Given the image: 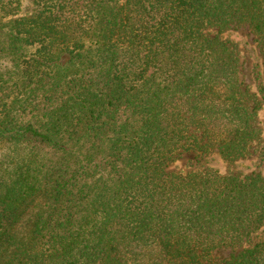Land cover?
<instances>
[{
  "label": "trees",
  "instance_id": "1",
  "mask_svg": "<svg viewBox=\"0 0 264 264\" xmlns=\"http://www.w3.org/2000/svg\"><path fill=\"white\" fill-rule=\"evenodd\" d=\"M25 1L0 0V264H264V0Z\"/></svg>",
  "mask_w": 264,
  "mask_h": 264
},
{
  "label": "rangeland",
  "instance_id": "2",
  "mask_svg": "<svg viewBox=\"0 0 264 264\" xmlns=\"http://www.w3.org/2000/svg\"><path fill=\"white\" fill-rule=\"evenodd\" d=\"M24 4L26 7H29L31 5V0L25 1ZM247 34L248 33L244 29L238 31V33H236V41L243 43V40H245L250 44L253 41V36L247 37ZM240 52H241L240 53L241 75L242 76L244 75V80H245L244 82H245V84H248L250 82L249 71L251 68V59L248 56V53L244 49V47L240 46ZM3 63L5 66H9V62L7 59L6 60L3 59ZM263 121H264V111L256 118L253 125L257 129H259V128L261 129ZM261 142H263V140L260 141V139H258L255 142L256 145H254V147L250 148V150L248 152V156L244 160L245 166L249 167V166H251V163H253V161H255V159L257 157V143L260 144ZM0 146H5V145H0ZM7 155H12V153L10 151H7V150H4V152H2V150H0V162H2L1 159H4ZM195 156H196V154H194V153H182V154H180L177 157L176 161L168 167V170L170 172H173L176 174L185 175V174L189 173L191 171V169L189 168V163L194 160ZM214 158H215V161L212 162V168L215 169L216 171H218V173L222 176H227L230 174H236L238 171H240V172L244 171L245 175H249L250 172L252 171L251 169H246L245 167H242L241 162H231V163L224 162L223 160H221V158L216 153H214ZM3 162H6V161H3ZM216 255L219 259H223V258L227 257L228 251L222 250V251L218 252Z\"/></svg>",
  "mask_w": 264,
  "mask_h": 264
}]
</instances>
